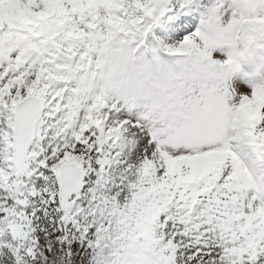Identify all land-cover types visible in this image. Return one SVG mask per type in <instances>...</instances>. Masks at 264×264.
Returning <instances> with one entry per match:
<instances>
[{
	"label": "snow or ice",
	"instance_id": "snow-or-ice-1",
	"mask_svg": "<svg viewBox=\"0 0 264 264\" xmlns=\"http://www.w3.org/2000/svg\"><path fill=\"white\" fill-rule=\"evenodd\" d=\"M0 264H264V0H0Z\"/></svg>",
	"mask_w": 264,
	"mask_h": 264
}]
</instances>
